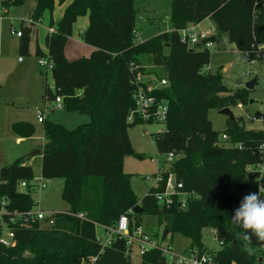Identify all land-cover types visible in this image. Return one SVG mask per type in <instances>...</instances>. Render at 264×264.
Segmentation results:
<instances>
[{
    "label": "trees",
    "instance_id": "trees-1",
    "mask_svg": "<svg viewBox=\"0 0 264 264\" xmlns=\"http://www.w3.org/2000/svg\"><path fill=\"white\" fill-rule=\"evenodd\" d=\"M56 1L65 0H36L31 24ZM1 3L11 7L24 0ZM82 14L88 16L82 38L94 51L89 57L70 61L64 47ZM136 16V0H71L57 29L45 37V57L53 64L55 84L54 92L46 87V101L61 97L63 109L89 114L90 120L71 129L47 119L42 122L41 176L63 179L62 198L71 213L56 214L53 226L31 218L32 166L19 159L0 168V206L6 200L0 236L4 228L14 232L13 245L0 243V264H134L124 238L116 236L105 247L97 240L96 225L113 224L122 214L128 215L131 229L141 226L143 215L157 217L158 224L168 230L167 237L187 238L186 251L196 248L200 253H215L220 264H259L264 243L255 236L245 241L244 230L233 226L230 218L245 195L264 190V177L250 173L253 182L246 177L249 166H264V131L246 129L233 120L222 133L227 139L222 140V134L210 127L208 110L225 108L237 97L219 96L227 86L219 71L206 69L209 48L189 47L181 40V31L210 17L217 32L211 39L225 34L239 51L252 50L249 59H255V48L264 45V0H172V29L142 42L135 41ZM20 29L19 51L26 55L32 26L21 23ZM151 57L166 75L151 73L168 82L151 93L168 107L166 130L153 138L159 153L183 155L169 165V171L186 190L198 194L185 208H179L178 199L170 207L161 205L155 192L162 187H151L139 199L130 185L132 174L124 170L126 156L142 157L133 147L129 129L154 122L137 112L129 120L136 110L135 74H145L142 60ZM11 129L23 138L35 131L29 121L13 122ZM22 181L27 183L24 191L19 186ZM243 190L246 193L241 195ZM138 205L142 210L134 212ZM205 228L215 230L216 239L223 242L218 250L203 243ZM246 245L255 250L252 256L247 255ZM140 257L141 264H165L157 250Z\"/></svg>",
    "mask_w": 264,
    "mask_h": 264
},
{
    "label": "rangeland",
    "instance_id": "rangeland-1",
    "mask_svg": "<svg viewBox=\"0 0 264 264\" xmlns=\"http://www.w3.org/2000/svg\"><path fill=\"white\" fill-rule=\"evenodd\" d=\"M71 0L62 3L56 1L51 10H45L40 19L31 24L32 14L36 5L35 0H24L22 5L7 8V14L0 19V166L7 165L19 159L26 160L33 168V180L31 184L38 187L32 189L33 211L61 212L70 209V205L62 198L63 179L41 178V154L32 153L43 149L45 143L43 123L37 120L36 108L45 112L49 121L61 123L68 128L88 122L90 115L76 111H67L54 107L55 101H45L44 95L48 86L53 92L54 80L51 70L40 67L38 64L41 55H47L45 37L49 34L50 22L57 29L64 11ZM172 0H136V31L135 41L142 42L145 39L158 34L159 31H168L171 27L170 10ZM1 4V1H0ZM203 22V23H202ZM200 22L199 28H214L212 18L208 17ZM23 26H32L29 53L21 55L19 51V38L11 33L10 26L20 29ZM202 23V24H201ZM87 14L80 15L73 25L71 35L68 37L64 53L68 60H76L81 57H89L94 48L83 41V31L87 28ZM189 47L196 48L189 44ZM210 62L206 69L212 73L220 72L227 90L219 93L220 97H237L235 103L227 107L234 114L235 122L242 124L246 129L264 131V120H252L253 116H264V59L251 61L242 51H239L229 42L223 34L217 38L214 46L209 48ZM22 61H19V58ZM43 57V56H42ZM142 60L145 74L158 72L166 75L161 67L155 63V59ZM257 77V83L252 89L245 84ZM241 80V84L237 81ZM242 95L241 98L238 96ZM219 108L212 107L208 110L210 127L221 134L228 129L233 120L227 115L221 114ZM16 121H29L34 125L35 131L30 137H25L17 142L16 135L11 125ZM166 130V124L162 120L150 124L141 123L129 129V136L133 145L138 149L142 157L126 156L123 161L125 171L132 174L130 185L139 199H141L152 187L154 173L158 168H169L165 161V155L156 149L153 135ZM154 161H153V160ZM246 177L253 182L250 173ZM24 191V187H20ZM145 230L154 235L160 233L158 238L162 242L171 243L177 250L183 251L190 241L180 235H174L162 239L163 226L158 224L155 216L143 215L142 224ZM97 234L105 236L104 230L96 226ZM211 228L202 230V241L205 246L216 251L220 248L219 241L211 232ZM136 246L133 250L132 262L141 264V257L136 254ZM208 252V251H207Z\"/></svg>",
    "mask_w": 264,
    "mask_h": 264
},
{
    "label": "built area",
    "instance_id": "built-area-1",
    "mask_svg": "<svg viewBox=\"0 0 264 264\" xmlns=\"http://www.w3.org/2000/svg\"><path fill=\"white\" fill-rule=\"evenodd\" d=\"M7 7L5 4H0V19L7 14ZM199 24V23H198ZM198 24H191L181 31V40L186 44H191L194 46H202L203 48H210L214 46L216 40L211 39L212 36H216L217 32L215 27L211 28H199ZM12 34H15L18 38L22 35L21 29H15L10 26ZM53 27H49V33L54 32ZM253 51H244V54L249 58ZM255 59L258 58L264 59V45L259 44L255 48ZM1 55V54H0ZM23 59L20 57L19 61ZM40 67H45L48 70H52L53 64L47 57H41L38 61ZM142 82L145 83L141 84ZM134 83L137 85V90L134 93V100L136 103V110L131 112L129 115V120L132 121L134 118L135 112L144 119L152 118L154 121L162 120L163 122L166 119L167 114V104L159 102L157 97L152 95V91L156 88L167 86L168 82L165 77L158 78L153 74H144L141 71H137L134 78ZM264 99V96H263ZM54 107L63 108L61 97L55 99ZM36 116L39 122L45 120V112L39 107H36ZM264 120V116L257 117L253 116L252 120ZM222 140L227 139L226 134L221 135ZM178 158L174 152H168L165 154V161L172 164L174 160ZM153 160V159H152ZM154 161V160H153ZM249 173L259 174V177H264V166H249ZM42 178V176H41ZM43 179V178H42ZM33 180V179H32ZM31 180V181H32ZM250 182V179H248ZM20 187H26L27 183L22 181L19 184ZM37 188L38 185L33 184V189ZM154 188L162 187L161 190L155 192V199L164 206L170 207L174 204L176 199L179 200V208H185L187 202L192 197H198V194L195 191H188L184 188V184L181 180L177 179V176L174 172L169 171V168H158L157 173L153 176V185ZM148 193V192H147ZM246 190L241 192V195H244ZM5 199H2L0 206V221H3V216L5 215ZM58 213H67L70 212H44L42 210L32 211L31 218L39 220L43 223L44 226H53L55 223V216ZM80 218H83L82 214L78 215ZM96 226L101 227L105 236L97 234V240L100 242L103 247L111 244L113 239L116 236L124 238L126 240L127 254L133 255L134 247L136 246V254L143 256L145 253L151 250H157L160 252L161 256L165 259V264H220L216 258L215 253L204 252L200 253L198 249H189L179 251L173 247L171 243L162 242L157 236L151 235L148 233L145 228L141 226H136L133 229L130 228V220L127 214H122L119 216L118 220L110 225H101L97 224ZM215 236V230L211 231ZM163 239V238H162ZM166 239V238H165ZM0 243L5 246H10L14 244V232L8 228H4L0 236ZM222 241H219L220 246ZM264 248V246H263ZM264 253V251H263ZM263 258L262 264H264V254L261 255ZM96 257L91 258V261H94Z\"/></svg>",
    "mask_w": 264,
    "mask_h": 264
},
{
    "label": "clouds",
    "instance_id": "clouds-1",
    "mask_svg": "<svg viewBox=\"0 0 264 264\" xmlns=\"http://www.w3.org/2000/svg\"><path fill=\"white\" fill-rule=\"evenodd\" d=\"M264 190L258 193H249L243 197L240 206L235 209L230 220L233 226L244 230L242 238L251 241L255 236L258 242L264 243ZM247 255L252 256L255 250L246 245Z\"/></svg>",
    "mask_w": 264,
    "mask_h": 264
},
{
    "label": "water",
    "instance_id": "water-1",
    "mask_svg": "<svg viewBox=\"0 0 264 264\" xmlns=\"http://www.w3.org/2000/svg\"><path fill=\"white\" fill-rule=\"evenodd\" d=\"M257 83V77H255V78H253L252 80H250L249 82H247L246 84H245V86H246V88H248V89H252L254 86H255V84ZM237 84H241V80H238L237 81ZM220 113L221 114H224V115H227L230 119H232V120H235V118H234V114L230 111V109H228V108H222L221 110H220ZM35 154H39L40 153V151H36V152H34ZM181 157H183V155H178V158H181ZM142 210V208H141V206L140 205H138V206H136V208L134 209V212H137V211H141ZM167 235H168V230L165 228V229H163V234H162V238L163 239H165L166 237H167ZM262 260H263V258H259V264H262Z\"/></svg>",
    "mask_w": 264,
    "mask_h": 264
},
{
    "label": "crops",
    "instance_id": "crops-1",
    "mask_svg": "<svg viewBox=\"0 0 264 264\" xmlns=\"http://www.w3.org/2000/svg\"><path fill=\"white\" fill-rule=\"evenodd\" d=\"M1 1V0H0ZM36 1V0H35ZM203 23V22H202ZM201 23V24H202ZM198 26L199 27H201V25H200V23L198 24ZM172 29V26L171 27H169V30L168 31H170ZM163 32H167V31H163ZM159 33H161V31H159ZM156 35V34H155ZM154 36V35H153ZM150 38V37H149ZM148 39V38H147ZM146 40V39H145ZM1 56V55H0ZM44 97V99H45V95L43 96ZM45 101H46V99H45ZM36 108V107H35ZM45 119H46V117H45ZM44 134V133H43ZM24 138L23 137H18V136H16V141L17 142H19V141H21V140H23ZM130 139H131V137H130ZM131 142H132V140H131ZM132 144H133V142H132ZM133 147H134V149H135V151L136 152H138V153H140L139 151H138V149L133 145ZM41 152H42V150H40V153L39 154H41ZM35 153H32V155H34ZM42 156V155H41ZM126 158V157H125ZM125 158H124V160H125ZM123 160V161H124ZM26 163L27 164H29L27 161H26ZM30 165V164H29ZM2 166H0V168H1ZM125 170V169H124ZM126 172H128V171H126ZM128 173H130V172H128ZM133 174V173H132ZM155 174V173H154ZM66 211H68V210H65V211H61V212H66ZM188 247V246H187ZM186 247V248H187ZM184 250V249H183ZM180 251V250H179Z\"/></svg>",
    "mask_w": 264,
    "mask_h": 264
}]
</instances>
